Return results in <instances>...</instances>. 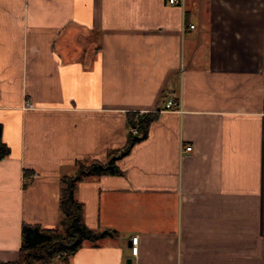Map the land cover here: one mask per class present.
<instances>
[{"label": "crops", "instance_id": "crops-1", "mask_svg": "<svg viewBox=\"0 0 264 264\" xmlns=\"http://www.w3.org/2000/svg\"><path fill=\"white\" fill-rule=\"evenodd\" d=\"M263 95L264 0H0V260L22 223L59 228L60 177L121 148L128 110L159 108L120 173L77 183L113 234L53 264H264Z\"/></svg>", "mask_w": 264, "mask_h": 264}, {"label": "trees", "instance_id": "trees-1", "mask_svg": "<svg viewBox=\"0 0 264 264\" xmlns=\"http://www.w3.org/2000/svg\"><path fill=\"white\" fill-rule=\"evenodd\" d=\"M159 110H128L126 120L129 129L121 148L109 150L104 162L96 158L78 160L73 173L60 177L59 228L22 223L17 257L13 260H0V264H53L55 260L66 261L84 241H95L113 234L114 230L111 228H91L86 225L83 204L75 196L77 183L89 176L120 173L116 161L125 155L135 142L147 136L151 122L159 116ZM1 129L0 123V159L10 152L8 145L1 138Z\"/></svg>", "mask_w": 264, "mask_h": 264}, {"label": "built area", "instance_id": "built-area-1", "mask_svg": "<svg viewBox=\"0 0 264 264\" xmlns=\"http://www.w3.org/2000/svg\"><path fill=\"white\" fill-rule=\"evenodd\" d=\"M168 3L170 4H179L180 6H183L184 4V0H167ZM189 27H192L193 24H189L188 25ZM263 99H264V95H263ZM165 109H175V110H178V111H181V104H180V100H171V99H168L165 101V104H164V107ZM132 131H135L134 128L131 129ZM192 147L191 145H185L183 147L184 150H190ZM137 239H138V236L137 235H132L130 237V250H131V253L133 255H136L137 254V251H138V247H137Z\"/></svg>", "mask_w": 264, "mask_h": 264}]
</instances>
